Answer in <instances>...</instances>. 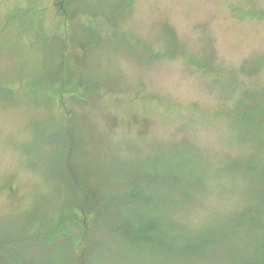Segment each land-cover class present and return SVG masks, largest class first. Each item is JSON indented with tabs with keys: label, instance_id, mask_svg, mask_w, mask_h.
Here are the masks:
<instances>
[{
	"label": "rangeland",
	"instance_id": "374dc122",
	"mask_svg": "<svg viewBox=\"0 0 264 264\" xmlns=\"http://www.w3.org/2000/svg\"><path fill=\"white\" fill-rule=\"evenodd\" d=\"M54 60L70 76L64 84ZM254 99L260 123L264 0H0V264L76 261L88 231L87 264H159L161 247L137 252L95 230L100 207L112 214L102 223L139 222L143 202L125 199L169 159L193 182L149 183L170 196L161 224L167 214L193 229L222 220L246 190L232 158L264 142L230 121ZM58 230L72 236L66 255L59 243H29ZM15 232L29 246L21 262Z\"/></svg>",
	"mask_w": 264,
	"mask_h": 264
},
{
	"label": "trees",
	"instance_id": "16d2710c",
	"mask_svg": "<svg viewBox=\"0 0 264 264\" xmlns=\"http://www.w3.org/2000/svg\"><path fill=\"white\" fill-rule=\"evenodd\" d=\"M71 55L75 56L74 53ZM74 58L71 59L70 68L71 70H78L83 64H81L82 62L74 61ZM55 62L57 64L51 75L54 77L55 74H60L61 82L64 84V81L70 78V76H68L66 70H63L58 61ZM254 111H257L255 99L247 106H242L240 103L238 109L231 114L230 121H235L237 125L244 123L251 129H257L260 133L257 139L264 141V119L260 123L251 119ZM249 149L252 152L250 151L249 155L244 158H241L242 156H234L232 158L233 167L231 170L237 171L242 176L246 190L243 192L241 203L238 206L234 202L229 203L230 208L222 220L212 219L205 221L204 226L193 229L188 224L183 225L179 222H174L166 212L168 221L164 220L161 224L162 217H166L163 212V203H166V198H170V196L164 195L163 191L165 189L158 191L159 194H154L156 192L155 189L149 192V183L152 181L153 185H155L156 183L165 182V184L169 183L170 187L180 184L184 186V190H187L188 185L193 182L192 176L187 172L188 168L185 165L177 166L173 163L174 161L166 159L162 162H157L158 171L162 175L157 172L150 174L148 177H142L144 180L147 178L148 188L145 190L137 188L125 199V204H127V199L133 203L136 202V204L143 202L142 204L145 207L141 211L142 217L140 221L129 223V221L123 220L125 218L119 214L115 225L102 223V220L108 221L112 216L111 212L106 210V207L110 206L107 203L100 207L101 221L99 226L94 227L96 228L95 230L109 229L112 236L121 241L124 239V242H127L129 247L135 249L137 252L144 251L145 249L147 250L146 252H149L151 248L148 247L150 246L161 247L159 264H264V171L260 179L258 173L259 168H264L263 155L261 154L264 151V142L261 145H255L254 141L253 143L249 141L247 151ZM254 150L256 152H253ZM178 159L177 157L176 161ZM261 171L259 170V172ZM184 198L185 196H183ZM119 202L122 203L121 200L116 203ZM176 203L177 201H175ZM93 233L95 232H84L78 246L80 248L84 246L85 242L91 239ZM18 236L20 237L16 232L8 235V237L12 238L9 240L13 242H17L13 239H17ZM171 236L177 237V243H170L169 239ZM68 238L72 239V236L58 230V233H53L52 237L48 238V240L46 239L43 245L34 244L33 240L29 243H32L36 247L38 246V248L58 245L59 243L62 246H59L56 250L64 254L66 249L63 243L64 239ZM85 238H88V240ZM7 240L8 238L5 239V241ZM17 240L19 247H25L27 251L18 252L17 259L21 262V258L26 257V253L30 255L28 252L29 246L27 240L20 238ZM102 241V237H99L98 248L100 249L105 245H103ZM2 248L4 250L0 249V253L6 254L8 247L3 246ZM80 248L76 250L78 260L72 259L68 263L65 259H62V262L64 264H87L85 258H79L83 255L80 252ZM29 259L35 261L33 256L29 257ZM39 261L36 263H45L43 260ZM57 263L58 261L55 262V264Z\"/></svg>",
	"mask_w": 264,
	"mask_h": 264
}]
</instances>
